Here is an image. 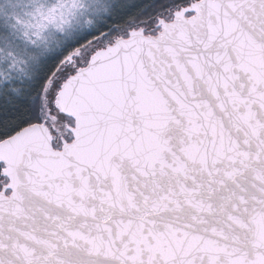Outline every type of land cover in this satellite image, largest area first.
Wrapping results in <instances>:
<instances>
[{"label": "snow or ice", "instance_id": "1", "mask_svg": "<svg viewBox=\"0 0 264 264\" xmlns=\"http://www.w3.org/2000/svg\"><path fill=\"white\" fill-rule=\"evenodd\" d=\"M0 264H264V0H0Z\"/></svg>", "mask_w": 264, "mask_h": 264}]
</instances>
